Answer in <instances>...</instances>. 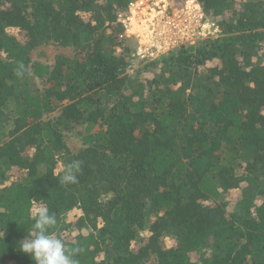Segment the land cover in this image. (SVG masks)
<instances>
[{"label": "trees", "instance_id": "16d2710c", "mask_svg": "<svg viewBox=\"0 0 264 264\" xmlns=\"http://www.w3.org/2000/svg\"><path fill=\"white\" fill-rule=\"evenodd\" d=\"M132 1L0 0V264H35L38 206L78 264H264V0H198L222 36L131 74Z\"/></svg>", "mask_w": 264, "mask_h": 264}, {"label": "built area", "instance_id": "2783aa9c", "mask_svg": "<svg viewBox=\"0 0 264 264\" xmlns=\"http://www.w3.org/2000/svg\"><path fill=\"white\" fill-rule=\"evenodd\" d=\"M134 0L119 15L126 34L137 41L134 57L143 62L159 60L182 46H195L222 36L218 20L210 18L198 0Z\"/></svg>", "mask_w": 264, "mask_h": 264}, {"label": "clouds", "instance_id": "9594fccd", "mask_svg": "<svg viewBox=\"0 0 264 264\" xmlns=\"http://www.w3.org/2000/svg\"><path fill=\"white\" fill-rule=\"evenodd\" d=\"M81 171L80 161H73L64 169L61 182L78 183ZM34 218L33 234L20 243V251L27 254L35 264H78L73 256L78 248L69 249L64 241L54 236L50 229L57 225L55 213H50L44 206H38L32 213Z\"/></svg>", "mask_w": 264, "mask_h": 264}, {"label": "rangeland", "instance_id": "374dc122", "mask_svg": "<svg viewBox=\"0 0 264 264\" xmlns=\"http://www.w3.org/2000/svg\"><path fill=\"white\" fill-rule=\"evenodd\" d=\"M74 52L75 51L73 47H62L56 44H43L32 50L30 54L31 63H32L31 66H33L34 63H41L43 65L51 66L54 65L56 59L59 56L61 55L73 56ZM143 63L144 62L141 61L139 58L134 57L132 65L130 67V73L131 74L135 73V71ZM34 82L35 84H38V86L43 87L42 80L39 77H35ZM83 132H85V126H79L78 128H76L71 132H65V139L71 151L76 152L77 150L81 149L84 146L83 136L80 134ZM77 133L80 135H78ZM239 194L240 191L232 190L229 194L225 195L224 200H227L229 203H235L237 201Z\"/></svg>", "mask_w": 264, "mask_h": 264}]
</instances>
